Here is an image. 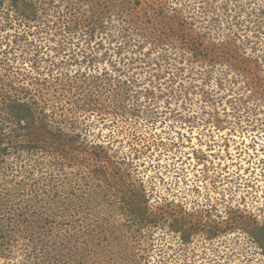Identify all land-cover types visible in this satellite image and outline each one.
Masks as SVG:
<instances>
[{
  "label": "rangeland",
  "instance_id": "1",
  "mask_svg": "<svg viewBox=\"0 0 264 264\" xmlns=\"http://www.w3.org/2000/svg\"><path fill=\"white\" fill-rule=\"evenodd\" d=\"M263 12L0 0V264H264Z\"/></svg>",
  "mask_w": 264,
  "mask_h": 264
},
{
  "label": "trees",
  "instance_id": "2",
  "mask_svg": "<svg viewBox=\"0 0 264 264\" xmlns=\"http://www.w3.org/2000/svg\"><path fill=\"white\" fill-rule=\"evenodd\" d=\"M263 14H264V12H263ZM12 106L13 107H17V109H19L18 107H25V108H27V109H29V107L26 105V103L25 102H22V101H12ZM17 111H15V113H14V115H15V117L18 119V120H21V119H24V118H26L27 116H26V114H24V115H20V114H18V113H16ZM36 116V115H35ZM45 118L46 117H42V120H43V123L44 124H46V122H45ZM32 119L33 120H36V119H38L39 121H40V123H42V121L40 120V117L39 116H36V117H32ZM42 123V124H43ZM21 126V125H20ZM24 128V127H23ZM42 128H44V129H47V128H45L44 127V125H42ZM56 132L57 131H55V132H53V133H55L56 134ZM3 139L4 138H1L0 137V155H2L3 153H5L6 152V150H7V146L6 145H4V146H2V144L4 143L3 142ZM62 144H64V143H61V145ZM19 145V147L21 148V147H23V148H27V149H29L30 148V142L28 141V142H26V143H22V142H19V143H15L13 146H16L15 148L17 149V146ZM15 149V150H16ZM19 149V148H18ZM59 151V150H58ZM58 151H55V152H58ZM50 156H53V154H51ZM50 156H49V161H48V163L49 164H52V165H54V162H55V159H52V158H50ZM57 163V162H56ZM58 165H61V162H59L58 161ZM29 171H31L29 168L27 169L26 168V174H29ZM36 182H32L31 184V188H30V190H31V193H32V195L35 197V199H37V201L39 202V195H38V191H37V189L35 188L36 186H34V184H38L39 183V179H36L35 180ZM55 196H56V194H55ZM58 199V198H57ZM68 203V205H64L63 203L62 204H59V205H57V206H51V207H55V208H58V209H54V210H52L51 212H53V214H56V215H58V216H60V217H62V216H64V213H69V210H71V206L69 205V201L67 202ZM24 205H25V207L23 206L22 207V210H23V212H20V213H18V215L17 216H20L21 214H23V213H27V212H29L30 213V215H35V214H38L39 216H40V219H44V218H42L41 217V214H43V209H39L37 206L39 205L38 203H36V202H34V201H32L31 200V204H29V203H24ZM49 208V207H48ZM47 208V209H48ZM131 213H134V212H131ZM137 214V213H136ZM144 214V216H145V213H141V216L140 217H142V215ZM137 216H139L138 214H137ZM32 218V217H31ZM45 221H46V219H45ZM45 221H44V224H45ZM41 227V226H40ZM86 230H87V227H86ZM77 231V234L78 235H76V239H77V236H78V239H81V242L83 241V234L85 233L84 231H82V230H76ZM82 231V232H81ZM104 234V233H103Z\"/></svg>",
  "mask_w": 264,
  "mask_h": 264
}]
</instances>
